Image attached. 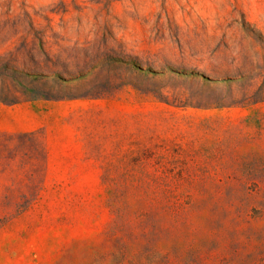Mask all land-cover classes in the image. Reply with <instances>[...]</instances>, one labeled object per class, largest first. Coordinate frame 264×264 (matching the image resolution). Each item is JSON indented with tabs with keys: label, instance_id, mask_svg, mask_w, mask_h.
I'll use <instances>...</instances> for the list:
<instances>
[{
	"label": "rangeland",
	"instance_id": "obj_1",
	"mask_svg": "<svg viewBox=\"0 0 264 264\" xmlns=\"http://www.w3.org/2000/svg\"><path fill=\"white\" fill-rule=\"evenodd\" d=\"M0 264H264V0H0Z\"/></svg>",
	"mask_w": 264,
	"mask_h": 264
}]
</instances>
